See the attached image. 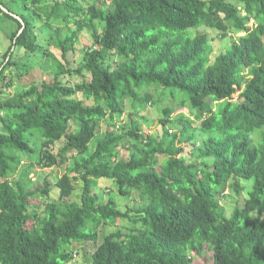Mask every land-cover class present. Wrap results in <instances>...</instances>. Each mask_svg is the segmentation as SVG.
Masks as SVG:
<instances>
[{
	"label": "trees",
	"instance_id": "16d2710c",
	"mask_svg": "<svg viewBox=\"0 0 264 264\" xmlns=\"http://www.w3.org/2000/svg\"><path fill=\"white\" fill-rule=\"evenodd\" d=\"M0 4L22 19L0 6L14 23L0 93L31 80L0 101V264H70L87 243L90 264H264V0ZM203 30L230 45L216 55ZM150 107L162 136L143 129ZM34 165L65 173L27 181ZM100 181L139 203L104 201ZM230 189L247 196L228 217Z\"/></svg>",
	"mask_w": 264,
	"mask_h": 264
},
{
	"label": "rangeland",
	"instance_id": "374dc122",
	"mask_svg": "<svg viewBox=\"0 0 264 264\" xmlns=\"http://www.w3.org/2000/svg\"><path fill=\"white\" fill-rule=\"evenodd\" d=\"M1 26H0V51L3 52L7 49V46H9L10 44V36H11V31L12 29H14V23L11 21H7L5 19H1ZM205 32H207L210 36V40H211V45L214 48L215 54H219V52L225 50L231 43V40L229 38L226 39H220L219 35L216 32H213L211 30H203ZM92 44V38L91 35L88 32H84L81 36L80 42L77 46V52L75 53H71L69 55V60L71 63L72 67H77L81 64L83 57L86 53L87 48ZM2 54L0 53V61L2 60ZM90 79V75L89 74H85L83 76H78V75H74L72 77H68L66 79V83L69 85H77L82 83L83 80H89ZM31 84V80L27 77L23 78L22 80H20L17 85H15L13 88L9 89L5 94H1L0 93V101L5 98V96H7L8 94L13 95L15 92L17 91H22L27 89ZM4 89V87H0V90ZM79 97L82 98L81 95H79ZM160 110V108H159ZM157 108L155 107H150L149 110L147 112H145V114H147L148 120H149V125H145L144 126V130L148 133H155L157 136H162L163 135V127L160 124V117H162V113L159 111ZM129 113L130 111L127 110L125 114L121 115L120 117H115L112 118L108 117L107 120L104 122V129H109L110 131L115 130L116 132H121V128L122 127H127V121L129 119ZM185 113H189L188 110H185ZM203 134L197 133V139L198 142H201L202 139L205 136H201ZM199 144V143H198ZM65 146V141H61L58 142L55 147L53 148V152L56 154L59 152V150ZM188 153V152H186ZM129 151L127 150H122L121 152V157L123 159H127L129 158ZM29 162L28 161H24L25 166H29ZM23 168V167H22ZM21 168V169H22ZM44 172V173H50L52 172L54 176L56 175H63L65 173V167H56L54 169H41L39 166L34 165L33 170L31 169V172L28 173L27 176V181H36L39 180L38 176L39 173ZM37 173V174H36ZM80 185L78 186H82L81 183H78ZM241 184H244L245 186H247L249 189L250 187H252L253 183L252 182H241ZM249 184V186H248ZM112 187L113 184L112 183H104L102 181L99 182L98 185V191L100 192V195L103 197V200L106 201L110 198V196L115 197V199L117 200V202L119 203V205L122 207V209H124L128 204L136 206L139 202H138V196L133 195L130 196L128 198H123L121 196H119V194L117 193V191H112ZM227 195L221 199V205H222V212L226 214V216H231V214H233L235 208L237 207V205L246 199V192H242L241 195H237L232 189L228 190V192L226 193ZM39 208V207H38ZM41 210V207H40ZM123 224V223H122ZM115 228H107L106 233H108L111 230H114ZM87 248V249H86ZM93 248V245L91 243H87V244H78V246L73 245V247L71 248V250L73 251L74 254V259L70 264H90V254H87L86 256V252H89L90 249ZM211 254V253H210ZM206 253L205 258H203L201 260V264H212V258L211 255ZM199 263V264H200Z\"/></svg>",
	"mask_w": 264,
	"mask_h": 264
},
{
	"label": "water",
	"instance_id": "95a60500",
	"mask_svg": "<svg viewBox=\"0 0 264 264\" xmlns=\"http://www.w3.org/2000/svg\"><path fill=\"white\" fill-rule=\"evenodd\" d=\"M1 8L6 12L11 14L12 16H14L15 18L19 19L22 21V19L20 17H18L17 15L12 14L8 9H6L2 4H0Z\"/></svg>",
	"mask_w": 264,
	"mask_h": 264
}]
</instances>
